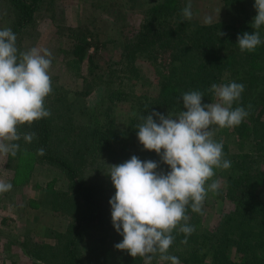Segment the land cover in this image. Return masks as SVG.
<instances>
[{"label": "trees", "instance_id": "1", "mask_svg": "<svg viewBox=\"0 0 264 264\" xmlns=\"http://www.w3.org/2000/svg\"><path fill=\"white\" fill-rule=\"evenodd\" d=\"M53 1L0 0L7 6L6 28H11L17 36L20 51L30 48L29 42L24 48L22 43L33 38L39 9ZM223 3L230 7L229 20L206 25L192 24L189 20L181 23L179 0H141L142 20L124 37L119 58L106 61L101 81L103 92L92 108L77 101L94 89L89 76L97 67L90 52L91 31L86 27H57L58 34L72 42L70 48L63 50L64 64L81 80L80 84L70 90L51 78L53 93L45 102L51 116L33 122L31 127L25 124L19 128L21 133L35 132L36 137L31 143L18 141L17 156L8 155L7 161L29 157L34 163L58 167L66 176L68 192L48 191L46 201L40 195L31 206L37 208L47 203L58 210L74 205L79 213L64 232L52 231L54 243L37 245L32 253L36 259L57 264H87L80 246L92 233L97 235H94L97 242L99 239L100 243H108L117 251L115 264H144L141 258H133L114 247L123 239L111 221L109 200L115 188L109 178L88 181V167L97 162L120 164L132 155L142 161L159 162L160 157L154 151L144 150L138 141L139 116L152 110L165 115L168 111L177 113L183 108L178 98L191 90L203 91V102L210 103L213 95L207 89L213 83H227L243 73L242 80H247L249 86L245 87L240 104L233 107L247 109L251 105L250 115L233 129L218 130L214 137L217 142H223L225 158L232 162L228 170H214L213 179L221 182L225 205L210 227L203 223L204 209L203 215L189 209V223L195 226V232L186 244L181 243L185 239L183 234L174 233L175 241L169 253L177 256L181 264H264V74L260 73L264 44L252 53L241 52L237 44L238 35L253 31L255 2L223 0ZM98 6L104 7L99 1ZM219 31L225 35L219 36ZM260 34L264 38V27ZM163 55L167 56L165 62L153 65L160 78L157 92L150 94L136 89L133 85L142 82L136 59L142 56L155 61ZM121 104L126 105L128 114L119 129L116 118ZM230 136L236 151L231 150ZM41 148L45 150L43 155L37 152ZM161 169L168 170L163 164Z\"/></svg>", "mask_w": 264, "mask_h": 264}, {"label": "clouds", "instance_id": "2", "mask_svg": "<svg viewBox=\"0 0 264 264\" xmlns=\"http://www.w3.org/2000/svg\"><path fill=\"white\" fill-rule=\"evenodd\" d=\"M254 8L252 33L237 36L241 52H255L264 44L260 34L264 0H255ZM192 18L189 2L181 10V23ZM204 23L210 25L212 17H205ZM223 35L219 31V36ZM16 42L11 28L0 29V155L11 157L20 150L18 141L31 143L36 137L35 132L21 133L19 128L25 124L31 127L33 122L51 116L45 102L53 93L51 51L38 47L20 51ZM244 90L245 85L235 81L213 83L207 91L214 102L204 103L205 93L191 90L178 98L183 105L181 111L165 115L152 110L139 116L138 141L144 150L154 151L160 161H142L132 155L120 164L109 165L107 175L115 188L109 200L111 221L123 237L114 245L117 250L141 258L144 264H152L157 256L162 262L181 264L177 256L169 253L174 233L183 234L181 243H187L195 232L188 210L203 215L208 193H217L221 187L220 180L213 179L214 170L231 168L223 142H217L214 136L218 130L239 126L250 115L251 105L247 109L233 107L240 104ZM37 152L43 155L45 150ZM161 164L167 166L166 172ZM12 188L10 182L0 180V195Z\"/></svg>", "mask_w": 264, "mask_h": 264}, {"label": "rangeland", "instance_id": "3", "mask_svg": "<svg viewBox=\"0 0 264 264\" xmlns=\"http://www.w3.org/2000/svg\"><path fill=\"white\" fill-rule=\"evenodd\" d=\"M98 1L104 7L98 6ZM140 1L54 0L53 4L44 5L39 9L33 38H26L27 41L22 43V47L27 46L29 42V49L38 47L50 50L52 66L49 75L56 80L55 83L74 90L81 80L67 70L64 64L66 54L63 52L64 49L70 48L72 42L69 38L58 34L57 27L71 26L89 29L91 31L89 41L92 43L90 52L94 55V61L97 64L95 70L89 73L94 89L86 98L77 101L92 108L99 102L103 92L101 81L106 61L119 58L125 38L139 26L142 20L143 6ZM252 1L255 2L250 0L251 3ZM179 2L182 9L189 2L192 4L193 18L189 20L192 24L204 23V18L207 16L212 17V22L228 21L231 16L230 7H227L223 0H179ZM6 11L7 6L0 3V29L6 28L7 21L4 19ZM165 59H167L165 55L155 61H149L142 56L138 57L135 65L142 75L140 78L142 82L133 81L136 83L133 86L141 91L155 94L160 78L153 65H160L165 62ZM261 68L260 73L264 74V63ZM243 77V73H240L227 83L235 81L247 87L248 82L242 80ZM118 110L116 126L121 129L126 122L128 112L125 104H121ZM228 142L231 150L236 151L233 136H230ZM32 159L26 157L8 162L7 156L0 155V180L13 185L11 191L0 195V264H57L36 259L32 255L33 250L38 248L39 243L41 245L54 243L52 231L64 232L70 224L74 223L79 213L74 205L58 210L50 208L47 203L37 208L31 206L32 201H35L38 196L42 195L45 198L48 191L68 192L66 176L58 167L49 163H34ZM109 171V164L97 162L88 167L86 176L88 181L101 177L111 179L107 175ZM223 199L222 186L217 193H208L203 207L205 226L210 227L216 222L220 210L225 205ZM80 209H82L81 205ZM94 235L92 233L87 235L80 246L84 261L87 264H115L118 257L117 251H114L108 243H100L99 239L97 242L95 238L97 235ZM152 264H170V262H162L157 256Z\"/></svg>", "mask_w": 264, "mask_h": 264}]
</instances>
